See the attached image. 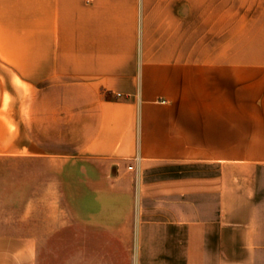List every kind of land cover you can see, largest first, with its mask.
<instances>
[{
    "label": "crops",
    "instance_id": "0c3cea01",
    "mask_svg": "<svg viewBox=\"0 0 264 264\" xmlns=\"http://www.w3.org/2000/svg\"><path fill=\"white\" fill-rule=\"evenodd\" d=\"M0 182V264H264V0H0Z\"/></svg>",
    "mask_w": 264,
    "mask_h": 264
},
{
    "label": "built area",
    "instance_id": "2783aa9c",
    "mask_svg": "<svg viewBox=\"0 0 264 264\" xmlns=\"http://www.w3.org/2000/svg\"><path fill=\"white\" fill-rule=\"evenodd\" d=\"M139 159H140V157H139V154L137 153V154L134 156V161H135V162H138ZM133 166H134V164H130L128 167H129V168H133Z\"/></svg>",
    "mask_w": 264,
    "mask_h": 264
},
{
    "label": "rangeland",
    "instance_id": "374dc122",
    "mask_svg": "<svg viewBox=\"0 0 264 264\" xmlns=\"http://www.w3.org/2000/svg\"><path fill=\"white\" fill-rule=\"evenodd\" d=\"M5 184V183H4ZM2 182H0V185L2 186V185H4Z\"/></svg>",
    "mask_w": 264,
    "mask_h": 264
}]
</instances>
